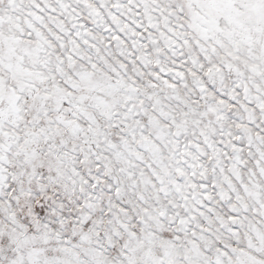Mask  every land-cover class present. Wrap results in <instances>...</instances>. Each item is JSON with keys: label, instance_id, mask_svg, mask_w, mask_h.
Returning a JSON list of instances; mask_svg holds the SVG:
<instances>
[{"label": "snow or ice", "instance_id": "snow-or-ice-1", "mask_svg": "<svg viewBox=\"0 0 264 264\" xmlns=\"http://www.w3.org/2000/svg\"><path fill=\"white\" fill-rule=\"evenodd\" d=\"M0 264H264V0H0Z\"/></svg>", "mask_w": 264, "mask_h": 264}]
</instances>
